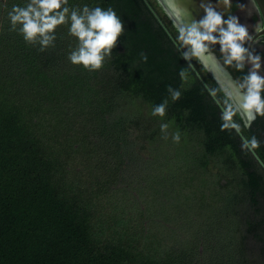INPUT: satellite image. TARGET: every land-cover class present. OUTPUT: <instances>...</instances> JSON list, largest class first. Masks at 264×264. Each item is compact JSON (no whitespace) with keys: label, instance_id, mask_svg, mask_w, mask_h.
<instances>
[{"label":"trees","instance_id":"1","mask_svg":"<svg viewBox=\"0 0 264 264\" xmlns=\"http://www.w3.org/2000/svg\"><path fill=\"white\" fill-rule=\"evenodd\" d=\"M28 2L0 0V264H264V166L143 0H69L123 22L96 71L69 25L44 51L10 30ZM232 120L264 163V117Z\"/></svg>","mask_w":264,"mask_h":264},{"label":"clouds","instance_id":"2","mask_svg":"<svg viewBox=\"0 0 264 264\" xmlns=\"http://www.w3.org/2000/svg\"><path fill=\"white\" fill-rule=\"evenodd\" d=\"M230 0H223L228 6ZM7 7V5H5ZM205 16L200 21H192L188 25L178 26V40L181 46H190L183 53L185 59L196 57L202 59L208 51V44H219L220 51L224 55V63L231 65L236 62L237 70L244 69L245 58L251 63V69L244 78V83L238 88L243 90L242 99L235 107L229 104L222 115L224 123L222 129H235L241 132L239 124L232 120L236 111L243 114L245 119L244 127L250 128L252 121L257 117H264V99L261 93L264 92V76L259 74L261 68L260 55H253L243 46L249 36L247 28L238 22V18L231 16L223 19L222 14L213 9L211 5L204 6ZM10 30L19 31L24 40L29 44H39L40 51L49 46H54L56 40V28L61 25H69V35L77 40V46L68 56L69 61L74 65H82L88 71H96L103 67L106 57H110L117 39L123 34L124 26L120 17L112 7L102 9L99 6L89 7L70 6L69 0H29L25 6L12 5L8 12ZM226 25V27H225ZM19 26V27H18ZM257 31L260 28L257 27ZM216 33V35H213ZM146 59V56L143 57ZM181 79H186L185 71L179 73ZM169 91L172 89L169 87ZM211 94L215 95L216 90L212 89ZM226 94L233 98L231 92ZM180 97L179 91L172 92V99ZM167 101L154 107L152 114L163 117L166 111ZM162 129L167 127L161 126ZM178 138V137H177ZM259 141L255 136L250 140L242 142V148L250 150L259 147Z\"/></svg>","mask_w":264,"mask_h":264},{"label":"flooded vegetation","instance_id":"3","mask_svg":"<svg viewBox=\"0 0 264 264\" xmlns=\"http://www.w3.org/2000/svg\"><path fill=\"white\" fill-rule=\"evenodd\" d=\"M153 2L155 5V8H154L155 11L160 12L159 14L161 16L158 14L159 17L160 18L162 17L161 20L166 25L167 29L170 30V33L171 34L174 33L172 34V36L181 46V42L178 40L179 32L177 30L178 26L182 25L180 22V17L172 18L173 16L171 17L169 15L166 9L168 5L167 0H153ZM203 3L205 6L211 5L214 10H216L217 12H220L222 14L223 19H227L231 16H235L238 18V22L240 24L246 26L248 34L249 36L252 37V39L250 40L246 39V42L243 44V46L247 48L248 51L252 53L253 55H257V54L260 55L261 68L259 70V74L261 76H264V34L261 33L264 27L263 26L264 20L262 18L257 0H230V3L228 6H225L223 4V0H203ZM257 27L260 28V31H257ZM213 35H216V33H213ZM205 43L208 44V51L204 53V57L208 56V54L210 56L212 55V57L220 64V66L224 67V69L228 71L231 78L236 81L235 86L237 88V93H235L234 91L231 92L233 98L232 99L229 98V96L226 94V90L228 91V87L224 86L222 83H220V81H218L212 75L210 71V67L205 64L203 58L197 59L196 57H194V59L197 61V65L196 66L194 64L193 65L195 66V69L199 72V74H200V71H203L208 77H210L211 80H213L215 84L218 85L220 90L226 95V97L229 98L231 104L235 107L234 102L236 103L242 99L243 90L239 89L238 85L244 83L245 77H242L241 75L237 74L236 73L237 71L234 70V68H232V66L235 65V61H233L231 65H227L224 63V55L221 53L220 45L218 43L217 44H210L209 42H205ZM189 47L190 46H183L182 50L185 52L188 50ZM244 65H245L244 69L241 71L242 73L247 75L249 70L252 67L247 57L245 58ZM238 113L240 117H242L243 121H245L246 118L243 116V114L239 111Z\"/></svg>","mask_w":264,"mask_h":264},{"label":"water","instance_id":"4","mask_svg":"<svg viewBox=\"0 0 264 264\" xmlns=\"http://www.w3.org/2000/svg\"><path fill=\"white\" fill-rule=\"evenodd\" d=\"M169 1H170V3L169 4L167 3L168 5L166 7L167 12L169 13V15L171 17L173 16L172 18H176V17L179 18L180 17V22L182 25H188L192 21L198 22L201 19H203L205 16L204 8L202 7V5H204L203 0H169ZM143 2L146 4L149 11L152 13V15L155 17L157 22L161 25V27L167 33L168 37L171 39V41L173 42L175 47L178 49V51L180 52V54L184 58V55H183L184 51L182 50V47L178 44V42L174 39V37L172 36L170 31L167 29L166 25L163 23V21L161 20V18L158 15V13L155 11L154 7L149 3L148 0H143ZM257 2L259 5V9H260L262 18L264 20V0H257ZM263 26H264V22H263ZM261 33L264 34V27H263V30ZM203 60H204L205 64L210 67V71H211L212 75L218 81H220V83H222L224 86L228 87L227 92H233L234 91L235 93H237V88L235 86L236 81L231 78L228 71L225 70L224 67L220 66V64L212 57V55L210 56L208 54V56H206V57L203 56ZM185 61L191 67V69L193 70L195 75L198 77L200 82L203 84L205 89L208 91V93L210 94L212 99L216 102V104L220 108L221 112L224 113L225 108L220 103V101L216 98V96L211 94V89H210L209 85L204 81L202 76L195 69V66L193 65V63L190 61V59H185ZM236 103L234 102L235 105H236ZM237 133L241 137L242 141H244L246 139L241 132H237ZM250 151L252 152L254 157L262 164V166H264V163L261 161V159L255 153V151L253 149Z\"/></svg>","mask_w":264,"mask_h":264},{"label":"rangeland","instance_id":"5","mask_svg":"<svg viewBox=\"0 0 264 264\" xmlns=\"http://www.w3.org/2000/svg\"><path fill=\"white\" fill-rule=\"evenodd\" d=\"M224 182H225V181L222 179V180H221V183H224ZM132 193H134V192H132ZM103 202H105V200H104ZM103 202H102V204H106V203H103ZM104 209H105V210H104ZM102 210H104V212H105V211H107V208L104 207Z\"/></svg>","mask_w":264,"mask_h":264},{"label":"bare ground","instance_id":"6","mask_svg":"<svg viewBox=\"0 0 264 264\" xmlns=\"http://www.w3.org/2000/svg\"><path fill=\"white\" fill-rule=\"evenodd\" d=\"M170 3V1L168 0V4Z\"/></svg>","mask_w":264,"mask_h":264}]
</instances>
